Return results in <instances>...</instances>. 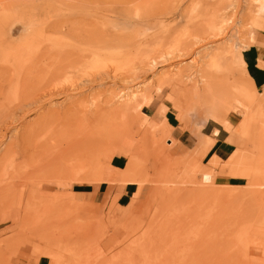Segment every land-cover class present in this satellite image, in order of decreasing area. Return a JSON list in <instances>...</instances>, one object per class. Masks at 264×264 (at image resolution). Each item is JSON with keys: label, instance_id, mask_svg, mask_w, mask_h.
<instances>
[{"label": "rangeland", "instance_id": "obj_1", "mask_svg": "<svg viewBox=\"0 0 264 264\" xmlns=\"http://www.w3.org/2000/svg\"><path fill=\"white\" fill-rule=\"evenodd\" d=\"M263 12L264 0H0V264H264V86L241 58ZM162 105L195 132L231 111L235 150L203 164L199 137L181 151L153 117ZM101 182L145 188L126 206L75 192Z\"/></svg>", "mask_w": 264, "mask_h": 264}, {"label": "crops", "instance_id": "obj_2", "mask_svg": "<svg viewBox=\"0 0 264 264\" xmlns=\"http://www.w3.org/2000/svg\"><path fill=\"white\" fill-rule=\"evenodd\" d=\"M262 17L264 18V12ZM241 58L248 79L254 88L260 91L264 86V68L258 65V59H264V30L256 32L254 43L242 49ZM150 101L149 97L148 99H143L140 104L142 106H148ZM162 106L168 109L166 105ZM159 109L156 110L153 117H156V113L159 112V118L161 117L160 122L165 119L170 126L169 135L175 141V146L178 149L181 151L189 150L197 144V139L199 137L202 139L203 146L200 151L196 153L201 163L205 164L213 157L217 158L219 161L226 160L235 150V144L230 138L229 130L237 124L231 122L232 119L228 117L231 111L226 117L227 121L225 125L207 119L200 123L198 132H195L193 128L182 129L175 114L171 111L165 110L164 113H161ZM121 157L122 156L119 155L112 156L110 165L116 169L124 167L122 166ZM230 179L238 181L239 177L230 176L227 178V181ZM144 188V184L138 188L134 183L108 184L101 182L98 184L80 185L75 192L82 193L86 198H90L93 203L106 202L115 196L117 206H126L130 203L135 194L136 197L139 198L144 192Z\"/></svg>", "mask_w": 264, "mask_h": 264}, {"label": "bare ground", "instance_id": "obj_3", "mask_svg": "<svg viewBox=\"0 0 264 264\" xmlns=\"http://www.w3.org/2000/svg\"><path fill=\"white\" fill-rule=\"evenodd\" d=\"M219 1H221V0H219ZM209 4V7H210V3H208ZM218 5V4H217ZM219 6H222L221 4L219 5ZM232 6V4L230 3L229 5H228V7L230 8ZM207 7H208V5H207ZM223 7V6H222ZM194 8V7H193ZM214 9H215V7H213ZM208 9H210V8H208ZM213 9V10H214ZM217 9L219 10V7H217ZM218 10H216L215 9V11H218ZM220 10H223V8L221 9L220 8ZM226 10V9H225ZM210 11H212V9H210ZM210 11H209V14H214L213 12H211L210 13ZM214 11V12H215ZM219 12V11H218ZM217 12V13H218ZM224 12L225 11H223V12H219V13H223L224 14ZM222 14V15H223ZM215 15H216V12H215V14H214V17H215ZM218 15V14H217ZM216 15V16H217ZM211 16V15H210ZM219 16H221L220 14L218 15V17ZM212 18H214L213 17V15L211 16ZM220 18V17H219ZM218 18V19H219ZM210 20V19H209ZM212 20V19H211ZM211 20H210V22H211ZM231 19H230V17L228 16V17H226V18H224V15H223V19H222V21H223V24L222 25H218L217 27H221V26H224V25H226L227 23H229V21H230ZM218 21H220V20H218ZM217 20H215L214 21V23H216V22H218ZM212 22H213V20H212ZM211 22V23H212ZM207 23L209 24V22L207 21ZM214 23H213V25H214ZM221 23V22H220ZM201 24V23H200ZM208 24H207V26H208ZM203 25V24H202ZM215 27V26H214ZM217 27H215V29L217 28ZM209 28H211L212 29V27H209ZM217 30V29H216ZM214 31V30H213ZM64 51V50H63ZM121 53V52H120ZM128 53H130V52H128ZM131 54V53H130ZM164 54V53H163ZM171 54V53H170ZM120 55V54H119ZM162 55V54H161ZM169 55V52H168V54H165V55H163V56H160L161 58H163L164 56H168ZM135 56V55H134ZM132 57V56H131ZM139 57V56H138ZM160 57H157L156 55H154V56H145L144 58H141L140 59V64H141V66H143V67H146V66H149V67H154V65H155V63H156V58H160ZM165 58V57H164ZM167 58V57H166ZM124 59V58H123ZM136 59V58H135ZM127 60H130V59H127ZM138 61V60H137ZM134 63V62H133ZM139 63V62H138ZM139 65V64H138ZM137 65V66H138ZM141 66H139V68L141 67ZM132 67V66H131ZM138 68V67H137ZM137 68H136V71H137ZM142 68V67H141ZM133 71H131V73H132ZM135 72V71H134ZM137 73V72H136ZM163 89V85H162V83H160V84H158L157 86H156V90L157 91H161ZM130 92V91H129ZM125 93V94H123L122 96H119L118 97V95H117V101H124L125 102V104H124V106H126V105H129L130 103V101H134V103L136 102L135 100H134V97H133V95H132V93L133 92H130V93ZM119 94H120V92H119ZM121 98V99H120ZM139 107H142V105L140 104V103H138L137 104ZM165 109H166V107H164V106H160V112L161 113H164L165 112ZM146 115V114H145ZM147 116V115H146ZM148 117V116H147ZM148 119H149V117H148Z\"/></svg>", "mask_w": 264, "mask_h": 264}]
</instances>
